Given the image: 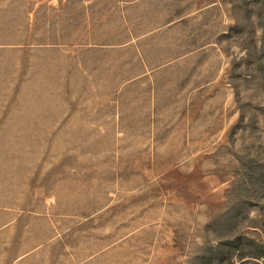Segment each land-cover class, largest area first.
<instances>
[{"label":"rangeland","instance_id":"374dc122","mask_svg":"<svg viewBox=\"0 0 264 264\" xmlns=\"http://www.w3.org/2000/svg\"><path fill=\"white\" fill-rule=\"evenodd\" d=\"M0 178V264H264V0H0Z\"/></svg>","mask_w":264,"mask_h":264},{"label":"bare ground","instance_id":"6f19581e","mask_svg":"<svg viewBox=\"0 0 264 264\" xmlns=\"http://www.w3.org/2000/svg\"><path fill=\"white\" fill-rule=\"evenodd\" d=\"M32 128H33V126H32ZM16 129H18L17 127H16ZM27 130H28V128H27ZM31 130H33V129H31ZM38 130V129H37ZM36 131V130H35ZM35 131H33V132H35ZM40 131H42V130H40ZM20 132V131H19ZM37 132V131H36ZM11 133V132H10ZM23 135H24V133H23ZM35 136V135H34ZM33 136V137H34ZM42 136H43V134H42ZM39 137H40V135H39ZM32 138V137H31ZM36 138V137H35ZM34 138V139H35ZM29 139V138H28ZM17 140V139H16ZM14 144V143H13ZM26 145V144H25ZM28 145H30V144H28ZM19 146V145H18ZM27 146V145H26ZM32 149V148H31ZM18 151V150H17ZM4 153V152H3ZM14 157V156H13ZM19 158V157H18ZM11 175V174H10ZM1 179V178H0ZM7 188V187H6ZM14 189V188H13Z\"/></svg>","mask_w":264,"mask_h":264}]
</instances>
